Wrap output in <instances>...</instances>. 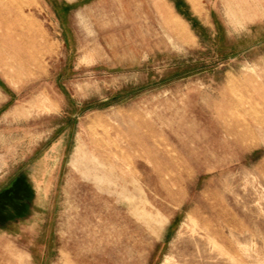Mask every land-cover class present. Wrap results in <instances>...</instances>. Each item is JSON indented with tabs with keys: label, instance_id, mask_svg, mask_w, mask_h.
<instances>
[{
	"label": "rangeland",
	"instance_id": "1",
	"mask_svg": "<svg viewBox=\"0 0 264 264\" xmlns=\"http://www.w3.org/2000/svg\"><path fill=\"white\" fill-rule=\"evenodd\" d=\"M4 1L0 264H264V0Z\"/></svg>",
	"mask_w": 264,
	"mask_h": 264
},
{
	"label": "bare ground",
	"instance_id": "2",
	"mask_svg": "<svg viewBox=\"0 0 264 264\" xmlns=\"http://www.w3.org/2000/svg\"><path fill=\"white\" fill-rule=\"evenodd\" d=\"M192 1V6H193V8L198 12L199 11V8H198V4H197V2H196V0H191ZM5 3V1L4 0H0V20L1 21H4V20H7L9 17H10V15H13V16H15V18H17L18 19V21L19 22H21L23 25H24V22H26V21H28V20H26V18H25V16H23V14H22V12H21V9L19 8V7H16L15 6V8H13L11 11L10 10H6V11H2L3 9H2V7L5 5L4 4ZM160 7V6H159ZM9 16V17H8ZM28 19V18H27ZM178 24V21H176L175 20V24ZM28 29V28H27ZM20 34V33H19ZM21 35V34H20ZM29 36V35H28ZM27 39H28V41L29 42H34V39L32 38V37H30V38H28L27 37ZM41 41H42V39H40ZM42 43H44V42H42ZM41 43V44H42ZM11 47V46H10ZM30 48H31V46H30ZM12 49V48H11ZM15 51H17V50H15ZM17 53H19L20 55H22V57H24V54L23 53H20V52H18L17 51ZM29 57V56H28ZM33 57V56H32ZM31 62H33V60L31 61ZM39 109H46V105H43L42 107H39ZM52 109V108H51ZM49 110V109H48ZM230 132V131H229ZM125 157V156H124ZM129 157V156H128ZM125 159V158H124ZM123 162H125V161H123ZM129 163L127 164V167H129V171H130V173L133 175V177L132 178H134V175H135V173H136V171H135V167H134V165L133 164H135V163H133V162H130V161H128ZM127 167H125V168H127ZM124 171V170H123ZM137 180V179H136ZM132 185L134 186L135 185V182H134V180L132 181ZM114 189V188H113ZM107 192V191H106ZM117 193V192H116ZM114 194V193H113ZM130 197L128 196V199H129ZM194 220V219H193ZM184 222V221H183ZM195 224V223H194ZM187 225H188V223H187ZM195 229V228H194ZM182 231H183V229H182ZM105 232V231H104ZM182 234V233H181ZM115 235H116V233H115ZM93 237V236H92ZM109 237V236H108ZM92 239V238H91ZM101 239V238H100ZM110 240V239H109ZM101 241H103V240H101ZM92 242H93V240H92ZM91 242V243H92ZM108 242V241H107ZM112 242V241H111ZM95 243V242H94ZM93 244V243H92ZM115 244V243H114ZM106 247V246H105ZM104 247V248H105ZM103 248V249H104ZM106 251V250H105ZM108 252H112L110 249H108V251H106V254H109ZM168 260V259H167ZM97 263V262H96ZM89 264V263H88Z\"/></svg>",
	"mask_w": 264,
	"mask_h": 264
},
{
	"label": "flooded vegetation",
	"instance_id": "3",
	"mask_svg": "<svg viewBox=\"0 0 264 264\" xmlns=\"http://www.w3.org/2000/svg\"><path fill=\"white\" fill-rule=\"evenodd\" d=\"M17 192H18V191H17ZM15 193H16V191H14V193H12V194H13V195H16Z\"/></svg>",
	"mask_w": 264,
	"mask_h": 264
}]
</instances>
